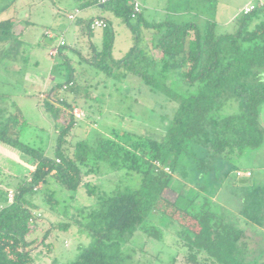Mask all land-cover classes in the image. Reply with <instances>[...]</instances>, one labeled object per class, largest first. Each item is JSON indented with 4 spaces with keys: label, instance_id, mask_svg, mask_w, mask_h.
Returning a JSON list of instances; mask_svg holds the SVG:
<instances>
[{
    "label": "trees",
    "instance_id": "trees-1",
    "mask_svg": "<svg viewBox=\"0 0 264 264\" xmlns=\"http://www.w3.org/2000/svg\"><path fill=\"white\" fill-rule=\"evenodd\" d=\"M71 1L75 10L97 7L103 15L75 21L87 38L88 52L84 55L77 44L72 51L88 68L77 70L63 55L68 78L44 93L41 105L57 134L53 154L10 134L12 122L18 123L17 117L9 118L0 128V143L33 163L28 178L8 176L15 178L16 184L6 179L0 165V264L35 263L37 243L28 240L27 234L43 219L37 214L40 204L59 213L61 201L54 184L72 193L84 187L87 194L96 196L97 202L77 210L68 221L51 223V228L58 230L76 225L91 242L75 260L60 263L51 255L53 243L48 241L50 264H130L132 257L125 251L130 242L140 234L162 239L160 225L165 227L167 222L176 224L175 234L186 250L181 264H264V238L260 237L264 231L250 229L242 222L245 219L264 229V212L260 208L264 204L252 197L248 204L244 199L240 211H234L218 199L220 194L205 192L206 182L220 171L219 162H229L224 174L227 176L232 170L231 162L264 145V5L255 4L248 14L242 10L235 31L221 33L218 23L206 17L204 29L197 22H176L169 13L162 19H148L141 4L140 11H135L136 3H140L137 0ZM11 4L0 7V45L23 35L14 32L15 18L1 17ZM217 4L218 0H188L185 11L205 16V11L216 10ZM107 13L120 19L132 33L133 44L120 59L113 56L116 33ZM96 19L106 23L99 46L92 40L91 25ZM144 31L150 32V42ZM62 47H67L66 43L59 46ZM100 74L104 79H98ZM130 76L139 78L152 96H162L166 106L173 104L163 135L119 130L107 134L93 125L94 132L86 129L83 135L77 134L84 121L72 113L77 99L99 102L103 96L96 91L103 84L110 79L123 83ZM190 145L192 150L204 149L208 160L199 166L200 175L191 183L200 196L182 206V196L171 198L169 194ZM104 164L116 172L139 175V187L120 186L107 191L89 180L101 172ZM231 172L241 178L237 167ZM199 181L203 185L200 188ZM10 190L14 191L12 202L8 201ZM49 231L44 242L49 240Z\"/></svg>",
    "mask_w": 264,
    "mask_h": 264
},
{
    "label": "rangeland",
    "instance_id": "rangeland-1",
    "mask_svg": "<svg viewBox=\"0 0 264 264\" xmlns=\"http://www.w3.org/2000/svg\"><path fill=\"white\" fill-rule=\"evenodd\" d=\"M137 1L142 5L143 13L148 19H162L169 13L171 19L176 22H197L204 29L206 18H210L218 23L219 32L232 33L236 29V21L242 15V10L251 3L258 4L264 0H218L217 9L206 10L205 16H197L195 13L185 11L188 0ZM7 4H11L10 9L1 17H13L18 21L15 23V34L18 35L22 28H26V33L20 38L15 37L0 45V122H2L0 128L9 118H19L18 123L16 120L12 122L10 134L31 146L41 147L52 155L57 134L41 102L45 98V91H48L52 85L67 80V71L62 63L64 56L71 59L77 70L81 67L88 68L87 63H79L82 61L81 57L72 51L77 44L79 50L86 55L87 38L82 33L81 26L68 18V15L75 10L71 0H0V7ZM100 11L101 9L93 7L82 11L81 16L88 17ZM106 16H109L113 22L116 33L113 56L115 59H120L133 44L132 33L120 19L110 13ZM21 20L25 21L20 24ZM47 32L52 35V45L45 44L44 35ZM144 34L150 42V32L144 31ZM61 39H64L67 47L59 48ZM92 40L96 45H100L101 29L93 31ZM59 52L62 54L60 55ZM98 79H104V75L100 74ZM96 93L103 96L98 100L100 103L93 100L86 101L83 98H78L74 103L83 113L84 119L77 129V134L83 135L86 129L94 132L95 128L107 134L119 130L122 133L160 137L173 114V104L166 106L162 96H152L143 82L135 76H130L123 83L110 79ZM93 97L95 95L92 99ZM261 116L264 128V106ZM191 148L192 145L187 147L186 153L183 154L182 160L185 158L186 160L176 171L171 184L172 192L169 194L171 198L182 196L179 201L182 206L189 205L190 200L197 195L200 196L197 187L193 188L191 183L200 175L198 172L202 169L199 166L208 160L204 149L197 151ZM227 163L219 162L217 168L220 171L215 174V178L207 180L205 192L220 194L218 199L234 211H240L244 199L248 204L252 197L263 206L264 145L259 150L247 151L231 162V171L237 167L244 175L239 179L231 171L227 176L224 175L229 166ZM0 165L9 171L8 176H16L20 179L28 178L33 170L31 160L2 143H0ZM246 171L252 172L253 176H245ZM88 179L107 191L120 186L138 188L140 185L139 175L128 174L126 171L116 172L106 164L102 166L97 176ZM9 182L16 184L17 180L9 178ZM2 183L5 184V180ZM202 186L199 181L198 187ZM53 188L61 201L59 213H53L47 205L40 204L37 214L43 219L35 226H31L27 234L28 240L37 243V251L33 253L34 264L51 263L52 258L47 256L46 249L48 241L53 243L54 253L51 255L58 258L60 263H70L75 260L79 251L91 242L88 235L81 233L76 225H72L68 230H58L51 228V223L68 221L77 210L93 206L97 202L96 196L87 194L84 187L79 188L76 193L61 189L57 184H54ZM260 208L263 213L264 206ZM65 213L66 216L63 215ZM153 221L158 222L157 219ZM160 227L163 230L162 239H149L140 234L130 242L125 249L126 254L132 257L129 260L130 264H181L180 258L186 254V250L182 248L181 241L175 234L178 227L168 222L165 227L161 225ZM47 231L50 233L49 240L44 242L43 237ZM260 237L264 238V235L260 234Z\"/></svg>",
    "mask_w": 264,
    "mask_h": 264
},
{
    "label": "built area",
    "instance_id": "built-area-1",
    "mask_svg": "<svg viewBox=\"0 0 264 264\" xmlns=\"http://www.w3.org/2000/svg\"><path fill=\"white\" fill-rule=\"evenodd\" d=\"M260 4L264 5V1L260 2ZM140 8H141V5L140 3H136L135 5V11L138 12L140 11ZM256 8V5L251 3L249 5H247L244 9H243V13L244 14H248V13H251L254 9ZM81 17V11L76 9L74 13H71L68 15V18L75 22L77 21L79 18ZM106 27V23L103 21V20H99V19H96L93 24L91 25V29L92 30H97V29H104ZM65 41L64 39H61L60 40V43H59V46H63L65 45ZM73 115L77 118V119H83V113L78 109V108H74L73 111H72ZM165 170L167 172H171L170 168L166 167ZM238 175L239 176H242V172H238ZM248 176L251 175V173H247ZM13 197H14V191L13 190H10L9 191V194H8V201L9 202H12L13 200Z\"/></svg>",
    "mask_w": 264,
    "mask_h": 264
},
{
    "label": "crops",
    "instance_id": "crops-1",
    "mask_svg": "<svg viewBox=\"0 0 264 264\" xmlns=\"http://www.w3.org/2000/svg\"><path fill=\"white\" fill-rule=\"evenodd\" d=\"M99 15H103L102 14V12L100 11V12H97V13H93V14H90L88 17H82L81 16V18H83V19H88V18H90V17H93V16H99ZM105 16H106V14H105ZM23 21H25V20H21V22H20V24H22L23 23ZM14 22L16 23H18V21L17 20H15L14 19ZM22 33H23V35L26 33V28H22L21 30H20ZM48 34V35H47ZM47 34L46 35H44V40H45V44H48V45H52L53 44V41H52V35L50 34V32H47ZM44 96V94L42 95V97ZM1 173L2 174H4V176L5 177H8V175H9V171L4 167V166H1ZM247 173H251V175L250 176H248L247 175ZM244 176V175H243ZM242 176V177H243ZM245 176H247V177H252L253 176V174H252V172H249V171H247L246 172V174H245ZM242 217V216H241ZM245 221V222H244ZM242 222H243V225L244 226H246V227H251L250 229H253V227L254 228H258L259 230H260V232H261V230H263L264 231V229L263 228H259V226H257V225H254L253 223H250L249 221H247V220H243L242 219ZM262 231V232H263Z\"/></svg>",
    "mask_w": 264,
    "mask_h": 264
}]
</instances>
